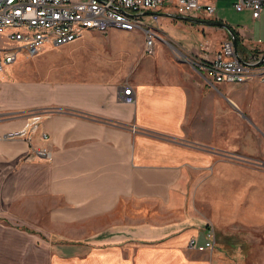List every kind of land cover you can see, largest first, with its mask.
Wrapping results in <instances>:
<instances>
[{"label":"crops","instance_id":"0c3cea01","mask_svg":"<svg viewBox=\"0 0 264 264\" xmlns=\"http://www.w3.org/2000/svg\"><path fill=\"white\" fill-rule=\"evenodd\" d=\"M242 12L251 17L248 10ZM193 18L220 21L215 13L199 12ZM251 20H264V9ZM231 28L244 54L264 50V33L256 38L244 27ZM135 31L142 36L138 52L115 66L80 69L54 82L21 88L8 82L17 59L6 66L0 73V134L23 124L20 111L41 109L42 114L28 139L0 141V163L24 165L23 190L38 186L39 195L63 197L48 212L57 226L67 219L98 228L89 237L106 246L85 258L72 256L86 264H100L102 255L103 264H133L131 259L134 264H264V234L261 254L252 259L233 249L232 242L217 247L216 235V230L232 232L244 224L261 225L264 233V184L261 205L255 206L250 192L243 221L234 219V201L222 202L225 194H233L228 190L237 160L264 162V82L216 83L194 64L145 55L139 30L90 29L73 42L78 50L105 47ZM223 31L224 40L230 39ZM52 46L45 43L36 55ZM124 87L131 89V104L122 102ZM30 145L45 149L46 155L21 160ZM30 205L25 203L28 213ZM256 207L261 214H254ZM159 212L165 215L159 217ZM209 227L214 231L212 249H189L191 238L205 244ZM77 241L72 244L86 242ZM143 241L166 244L128 247ZM64 251L54 253L56 264H63Z\"/></svg>","mask_w":264,"mask_h":264},{"label":"rangeland","instance_id":"374dc122","mask_svg":"<svg viewBox=\"0 0 264 264\" xmlns=\"http://www.w3.org/2000/svg\"><path fill=\"white\" fill-rule=\"evenodd\" d=\"M213 3L215 4V14L223 23L233 28L244 27L253 31L256 38L264 33V20L255 22L251 20L250 15L237 12L233 8L231 0H216ZM165 5L168 7H163L157 11L160 15L155 25L159 37L156 41L153 57L163 55L169 62L179 61L191 66L198 56H204L205 51L201 49L203 46L206 45L211 54L218 49L219 43L225 39L226 34L221 27L178 20L171 16V14H176L172 5L169 3ZM197 14L195 12L187 13L188 16L192 17L197 16ZM126 36L124 41L105 47L86 46L82 50H78L76 49L77 42H71V44L47 47L36 56H29L22 51L17 55V60L10 71L13 74L10 75L8 82L11 81L12 84L17 85V88H21L23 84L54 82L56 79L71 75L80 69L88 70L118 65L122 61H128L138 52L139 43L142 39L138 31L130 32V35ZM12 44L3 35H0L1 47H10ZM128 52L130 55L125 57L124 55ZM14 102L19 104L20 101L15 100ZM41 114V109L20 111L17 113L18 117L25 115V120L22 121L23 124L20 127L15 129L23 127L28 120L37 118V123L33 126L35 128ZM29 149H31V145ZM36 150L41 149L32 148L28 154H35ZM23 157L20 159L24 161ZM235 158L242 159V157ZM242 161L237 160L233 165L232 172L235 179L228 190L233 194L231 196L225 194L222 197L224 204L234 201L238 206L239 211L234 212L236 221L238 219L245 220V215H247L245 207L252 198L250 192L253 193L255 206L261 205L262 186L264 184V162L262 159H251V162L248 163ZM12 166V163H0V264H56L54 253L62 247L65 250L63 258H61L63 264H86V260L75 259L72 256L85 258L86 254L93 252V249H102L106 246L101 241L95 240V243L92 236L89 237L98 228H87L81 226L80 222L67 219L62 221V226H57L58 222L48 217V212L50 209L54 210V208L59 207L58 204L61 203L59 200L63 197L60 199L56 196L49 197L41 194L40 197L38 186L27 187L23 190L22 171L24 165L20 168H13ZM44 169L46 171V168ZM30 170L36 174L39 171L34 168H30ZM14 171L20 173L12 175ZM41 171L44 170L41 169ZM235 192L239 193L238 196L236 195L237 197L234 196ZM25 203L31 204L30 210L27 209L30 211L29 213L24 210ZM255 209L258 210L254 211L255 215H258L259 212L261 214L260 207ZM130 214L132 217L134 213ZM164 215L165 213L159 212V217ZM228 223H230V219ZM230 229L219 231L215 229L218 240L217 247L222 248L232 242L234 244H231L233 249H238L245 255L247 254V258L260 256L264 234L261 225L251 228L244 224L241 227L236 226L232 232ZM127 230L130 232L131 229ZM82 239L86 242L81 243V245L72 244ZM165 244L166 241L155 245L143 241L140 244H129L128 247L133 251L135 246L154 247ZM130 257L133 256H128V258ZM128 261L135 263L134 259ZM99 262L103 264V255L99 258Z\"/></svg>","mask_w":264,"mask_h":264},{"label":"built area","instance_id":"2783aa9c","mask_svg":"<svg viewBox=\"0 0 264 264\" xmlns=\"http://www.w3.org/2000/svg\"><path fill=\"white\" fill-rule=\"evenodd\" d=\"M231 1L237 12L248 10L252 19H258L264 9V0ZM167 3L180 15L203 12L213 16L215 13L212 0H0V35L13 43L10 47L0 46V73L22 51L29 56H35L45 43L54 46L68 44L90 29L139 30L144 40L142 53L152 55L159 37L155 25L157 11L167 8ZM201 49L205 51L204 56H198L193 64L199 72L214 82L242 83L248 79L264 82V50L244 54L238 49V42L235 50L231 38L222 41L219 49L211 54L206 45ZM130 90V87H124L122 102L126 104L133 102ZM36 123L37 118L31 119L19 129L3 132L0 134V141L28 139ZM42 155H46L45 149L35 151V157ZM32 157L27 154L23 159L28 161ZM205 235L207 241L204 245H197L196 239L191 238L188 248L198 251L212 249V227L207 229Z\"/></svg>","mask_w":264,"mask_h":264},{"label":"water","instance_id":"95a60500","mask_svg":"<svg viewBox=\"0 0 264 264\" xmlns=\"http://www.w3.org/2000/svg\"><path fill=\"white\" fill-rule=\"evenodd\" d=\"M171 16L174 17V18L183 20V21L191 22V23L219 26V27L225 29L229 33V35H230V37L232 39L234 48L236 50L237 38L235 36V33H234L233 29L229 25H227V24H225V23H223L221 21H210V20H205V19H197V18L188 17V16H185V15H179V14H175V15L171 14Z\"/></svg>","mask_w":264,"mask_h":264}]
</instances>
